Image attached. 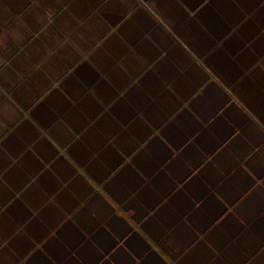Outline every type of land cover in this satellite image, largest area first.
I'll list each match as a JSON object with an SVG mask.
<instances>
[{
    "label": "clouds",
    "instance_id": "1",
    "mask_svg": "<svg viewBox=\"0 0 264 264\" xmlns=\"http://www.w3.org/2000/svg\"><path fill=\"white\" fill-rule=\"evenodd\" d=\"M262 103L264 0H0V264H264Z\"/></svg>",
    "mask_w": 264,
    "mask_h": 264
},
{
    "label": "crops",
    "instance_id": "2",
    "mask_svg": "<svg viewBox=\"0 0 264 264\" xmlns=\"http://www.w3.org/2000/svg\"><path fill=\"white\" fill-rule=\"evenodd\" d=\"M219 7H220L221 12L224 15H226V16L232 17L233 14L235 13V9H233L231 7V5L225 6L224 4H220ZM203 19H204L206 24H209L210 30H212L214 32V34H216L218 37L221 36V34L223 33L224 30H226L227 26L224 25L223 22L219 20V17H217L216 13L213 12L212 9H207L206 10V14L203 15ZM249 31H254V26H252V25L247 26V30H246L245 34L247 35ZM210 43H211L210 41H206V44H210ZM228 47H229V50L233 52V54H234L235 50H238L237 44L235 42H233L232 44L228 45ZM216 59H217V63H219L221 66H227L228 61H227V58L223 55V53H219L217 55ZM151 85H152V82L146 81V86L150 87ZM261 106L264 107V103H262ZM124 107L125 106H123V105L118 106V108H120L121 110H123ZM36 115L43 122V116L41 115V112L38 111L36 113ZM186 126L189 127V128L191 127L187 122H186ZM169 138L173 139L174 141L177 140V139H179V140L183 139L182 136H175V135H171V134H170ZM154 151H159V148L154 146ZM73 154L77 155V158H81V155H78L75 150H74ZM162 179H164V178L163 177L158 178V181L162 180ZM119 182L120 183H127L130 186H134L137 183V178L134 175L125 174V175H122L121 178H119ZM52 187H53V185H49L50 189ZM190 187H194L195 188V192H200L201 194H203L206 191V190L203 189V186L200 185L198 181L194 182V185L190 186ZM142 195H144L145 198L147 199V194H142ZM174 203L176 204L178 209L181 210V211H183L185 206L187 205V201L182 196L177 197L176 200L174 201ZM206 208H207L209 214H211V215H216L217 212L219 211V207L215 204L214 200H209V202L206 205ZM14 215L19 219V218H23V216L26 215V212H25V210L22 207L17 205V206L14 207ZM206 222H207V218L206 217H202L201 218V223H206ZM146 227H148L149 230H151V226L150 225H147ZM33 230H34V234L38 235L39 231H40L39 225L38 224H34L33 225ZM62 235L64 236L66 242L70 243V245L73 248H75L79 244V242L83 239V237L80 236V234L75 229H71V228L66 229L65 232L62 233ZM102 236H106V234H104V233L98 234V236L94 237V239H97L99 241ZM129 243H130V245L131 244L135 245L134 250L136 248L142 250L143 247H144L143 242L139 241L135 237ZM49 251L57 259H61V256L59 254V250L50 248ZM82 251H83V254H84L85 258H86L87 264H95V258L92 257L91 254L87 253L86 250H82ZM39 259L43 262V264H47L46 261H43L42 257H40ZM149 259L152 260V261H157V258H155V257H150ZM157 264H158V261H157Z\"/></svg>",
    "mask_w": 264,
    "mask_h": 264
}]
</instances>
